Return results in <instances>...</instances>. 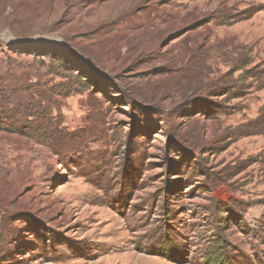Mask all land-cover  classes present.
<instances>
[{"label":"rangeland","instance_id":"obj_1","mask_svg":"<svg viewBox=\"0 0 264 264\" xmlns=\"http://www.w3.org/2000/svg\"><path fill=\"white\" fill-rule=\"evenodd\" d=\"M1 98L0 264H264V0H0Z\"/></svg>","mask_w":264,"mask_h":264},{"label":"trees","instance_id":"obj_2","mask_svg":"<svg viewBox=\"0 0 264 264\" xmlns=\"http://www.w3.org/2000/svg\"><path fill=\"white\" fill-rule=\"evenodd\" d=\"M28 42L27 41H19V40H16V39H14L13 41H9L8 43H7V46H9L10 48H16V47H26V44H27ZM46 43V42H45ZM47 45L48 44H42V45H40V46H34V47H32V50H31V52H29V53H31V54H38L39 52V50H37V49H42V48H44L43 50L45 51V52H43V53H41V55H43V56H47V55H52L51 54V51H52V49L51 48H49V47H47ZM47 48H49V49H47ZM27 50H24V52H26ZM59 51H61V52H63V50L61 49V48H59ZM53 58H54V56H52ZM58 62H59V65L61 66V67H59V69L61 70V69H66V70H68V71H70V73H71V75H73V76H75V77H78L79 76V73L77 72V73H74L75 72V68H74V66L70 63V62H68L66 59H61V58H59V60H58ZM21 80V79H20ZM22 81V80H21ZM14 100L15 99H13L12 100V103L14 102ZM0 103H1V105L3 104H5L6 103V99H4V98H1V100H0ZM19 105V104H18ZM4 111V110H3ZM1 112V116L0 117H3L5 120H14L15 122H20V121H24V120H28V119H30V121H33V123H37L38 121L40 122V121H42L44 118H41L40 116H38V112H37V114L35 113V114H33V113H28V114H26V116L25 117H23L22 115H21V112H15V113H13V112H11V113H6V112ZM9 122V121H8ZM27 136L29 137V138H31V139H36V135L35 134H27ZM219 258L217 257V258H214L213 260H211L210 261V264H213L214 262H216L217 260H218Z\"/></svg>","mask_w":264,"mask_h":264}]
</instances>
